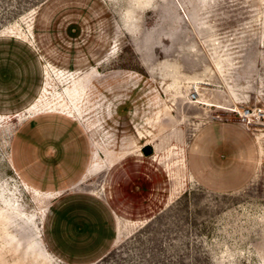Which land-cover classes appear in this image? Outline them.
Masks as SVG:
<instances>
[{
	"label": "rangeland",
	"instance_id": "obj_1",
	"mask_svg": "<svg viewBox=\"0 0 264 264\" xmlns=\"http://www.w3.org/2000/svg\"><path fill=\"white\" fill-rule=\"evenodd\" d=\"M0 264H264V0H0Z\"/></svg>",
	"mask_w": 264,
	"mask_h": 264
}]
</instances>
